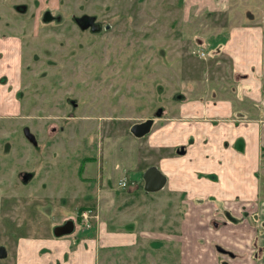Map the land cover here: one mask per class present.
<instances>
[{"label":"rangeland","instance_id":"1","mask_svg":"<svg viewBox=\"0 0 264 264\" xmlns=\"http://www.w3.org/2000/svg\"><path fill=\"white\" fill-rule=\"evenodd\" d=\"M16 5L27 7L19 11ZM46 13L49 17L43 19ZM83 14L96 15L110 29L82 31L73 16ZM254 15L264 29V0H0V114L22 110L21 117L0 118V138H14L8 155L0 145V245L7 248L0 264H32L30 255L34 259L36 254L43 264H52L53 251L39 250L51 240L71 241L58 264H72L75 247L85 236L95 239L104 219L115 226L108 231L117 235L99 251L95 264H204L210 258V237L187 239L181 223L192 209L172 194L158 197V191H145L144 174L135 170L145 138L135 137L130 127L155 118L162 107L172 111L179 77L184 78L181 90L191 81L186 68L197 67L192 80L204 88L209 89L207 68L211 79L219 81L216 90L222 83L227 86L229 63L221 50L226 51L233 28ZM10 38L23 42V108L16 103L18 95L16 102L8 101L20 62ZM68 100L77 102V108ZM23 125L37 134L42 150L25 139ZM24 171L35 172L29 184L19 177ZM106 175L107 183L101 179L98 184ZM127 175L140 180L132 193L119 185ZM261 182L264 201L263 175ZM114 194L118 198L111 214ZM83 205L99 207L100 221L93 218L90 231L84 233L83 223L77 222L74 233L50 234ZM261 231L255 234L259 240ZM246 233L229 239L215 234V244L236 250L233 245L253 241ZM133 236L137 241L129 245ZM197 242L204 247L198 249ZM198 254L202 258L196 260Z\"/></svg>","mask_w":264,"mask_h":264},{"label":"crops","instance_id":"2","mask_svg":"<svg viewBox=\"0 0 264 264\" xmlns=\"http://www.w3.org/2000/svg\"><path fill=\"white\" fill-rule=\"evenodd\" d=\"M260 23L256 16L249 21L244 19L230 32L228 47L226 51L221 50L229 63L227 86L223 91L190 95L173 105V114L167 115L170 118L147 141L143 140L144 148L158 152L155 164L168 179L158 197L172 194L191 208L192 204L196 206L206 199L217 204L228 202L227 208L233 207L236 214L240 213L236 208L249 206L259 199L260 176H264V29L259 27ZM7 42L14 43V48L20 44L15 38ZM181 145L186 147V155H173ZM101 179L102 176L99 182ZM117 198L114 194L109 206L111 214ZM188 224L191 222L181 223L186 228L187 239L197 240L193 231L187 229ZM108 226L111 231L115 228L104 219L96 227L95 239L89 235L83 237L71 253L72 264H95L99 251L109 248L108 244L117 235L108 231ZM136 241L137 236L129 237L128 244ZM70 244V240H51L46 245L53 251L52 264H58L59 258L69 252ZM242 245L239 242L233 246L245 252L240 248ZM32 257V264H43L39 254Z\"/></svg>","mask_w":264,"mask_h":264},{"label":"flooded vegetation","instance_id":"3","mask_svg":"<svg viewBox=\"0 0 264 264\" xmlns=\"http://www.w3.org/2000/svg\"><path fill=\"white\" fill-rule=\"evenodd\" d=\"M15 7L19 11H24V10H26L27 6L16 5ZM46 17H49L48 13H46L43 16V19ZM73 20H75V22L80 26L82 31L84 30V31H90L92 33L100 34L103 32V30L110 29V25L105 24L102 21H99L96 15L83 14L80 17L79 16L78 17L73 16ZM47 21H50V20H47ZM80 21H82V22H80ZM95 26H97L99 29H95ZM15 47H16L15 50H17L19 52V59H20L19 66L17 69V75H16L17 86L15 85L16 81L14 82L13 85H11V82H10V85H9L10 86V96L8 97V101L10 103L16 102V97L18 95L19 99L16 103L18 104L19 108L20 107L23 108V104H22V98H23L22 82H23V65H24L22 62L23 42H21V45L18 44V46H15ZM203 55H204V53H203ZM196 56L201 58V59H206V58H202V56H198V55H196ZM215 61H216V59L210 60V62L212 64H214ZM206 70H208V74H207L208 78L205 80L207 83H209V89L204 88L202 86V84H200L201 82L199 80H192V79L197 78V67L186 68L187 75L189 76L191 81H189L188 86H185L186 90H181L180 88L183 86L182 81H184V78L179 77V79H180L179 86H178L179 89H178V91L175 92V98L173 99V101L177 102L176 104L187 99V97L190 95H196L198 93L204 95V94H206L212 90H215L216 92H219V93H221V91H223V89L225 88L224 84L223 83L221 84V91L216 90V84L218 82H216L214 78L211 79L210 75L212 72L208 68ZM5 82L9 83L8 80H6ZM68 101L70 102V104L72 105L73 108H77V106H78L77 102H75L74 100H72V101L68 100ZM7 106H10V104H7ZM171 110L172 111L170 112L169 110L166 109V112H165V108L162 107L161 110H159L158 112L156 111L155 118L151 117V118H147L146 120L142 121V122H146L150 119L153 120L151 130L148 134H146L149 136L148 137L143 136L145 138V141H147L149 139V137L155 132L156 129L152 132V128L155 125V122L160 119L159 120L160 122L158 123L156 128L160 125H163L164 122L170 118V116H167V115L173 114V106L171 107ZM20 113H22L21 109H20V112L16 113V114H11V115L10 114H5V115L0 114V118H7V117L18 118V117H21ZM221 121H222V119L219 120V122H221ZM142 122L133 123L130 127V133L133 134V132H132L133 125H135L137 123H142ZM61 128L63 130V127H61ZM52 130L56 131V127H52ZM21 132L24 135L25 139L36 150H39V149L42 150L37 134L33 133L29 126L23 125ZM19 134H21V133H19ZM135 137H137V136H135ZM139 138H141V137H139ZM12 140H14V138H12V137L0 138V145H2L3 151L5 152V155L9 154V149H10V145H11L10 141H12ZM143 149H144V151H143L144 154H143L142 161H140L138 159L139 160V166L135 170H137L139 172L142 171L143 174L145 175V172L148 168H150L152 166H156L166 177V183L164 185V187H166L167 180H168L166 174L161 170V168L158 165L155 164V162L157 160L154 162L152 160L154 157L156 158L158 152H156L155 150H151L149 148H143ZM181 151H184V153H181ZM186 153H187L186 147L181 145V146L177 147L173 151L172 154L175 156H184V155H186ZM39 154H41V153H39ZM262 159L264 161V150L262 153ZM144 175H143V178H144ZM109 176L110 175H106V177H108V178L103 177V179H104L103 184L107 183V181L109 180ZM19 177L22 179L23 183L29 184L32 180L35 179L36 175H35V172L24 171V172H19ZM261 177H262V175L260 176V181H261ZM125 180H126L125 187H123V188H126L128 191L130 188L133 189V191H134L133 186H135L136 184H139L138 182L140 181L138 178L131 180L130 178H128V175L126 176ZM99 183L100 182L98 179V184ZM164 187L162 189H164ZM144 188H145V178H144ZM162 189L158 190V192L161 191ZM145 191H146V189H145ZM154 192H157V191H154ZM147 193H151V192H147ZM261 194H262V192L260 191V197H261ZM260 197L255 202H251L249 206L241 205L239 209L236 208V211L240 212L239 214H236L232 210L233 207H231L230 209L227 208L228 202H225L222 204H217L214 200L206 199V200H202L201 202H199L196 206H193L192 208L190 206V209H192V210L190 212H188V215H187L188 218L186 221L191 222V225L188 224V226H190L192 228L191 231H193V233L195 234L196 239L198 240V239H203V237L204 238L210 237V243H209L211 246V248L209 250L210 258L204 264H223L224 262H227L229 264H236L237 262H240V264H251L252 261L258 262V264H264V217H263L264 216V201H261ZM62 199H63V197L61 198V200ZM128 202L129 201H127V203ZM62 207H63V205H62ZM1 208H2V199L0 198V209ZM95 211L97 213H95ZM84 212H90L92 215L97 216L98 219L100 220V215H99L97 207L85 209V206L83 205V207H81V210L78 211L77 216L75 214V216H73L71 218H66L63 221L56 223L53 226V228L50 229V232H51L50 234H53L55 237H61V236H57L55 234V228L58 226L64 225L68 222H70V223L73 222L74 227H73V231L71 233H74L76 228H77L76 223L77 222L78 223H84L83 217H82ZM218 213H220L223 217L221 216L220 220L219 219H213L212 215L214 217H216V215ZM222 218H225V219L222 220ZM251 220H253L254 223H251ZM194 221H195V223H194ZM19 222L21 223L22 221L19 220ZM257 225H260L261 228H258L259 226H257ZM44 227H45V225H42L41 228L44 229ZM223 229H225V230L222 231ZM260 229H262V231H261L260 240H259L258 235L255 236V234H257L258 230H260ZM85 232H88V231H85ZM140 232L141 231H139V233ZM221 232L223 235H220L219 238H222V239H229L227 237H230V238L239 237V238H241L242 235H247L246 232H249L250 234H252V236L254 238H253V241L251 242V244L247 245L245 242L242 243L243 245L240 248L245 250V252H241L240 249H238V250L233 249L232 250L230 247H226L224 245H220L217 243L215 244L214 235L220 234ZM242 232H245V234H240ZM67 234H70V233H67ZM67 234H64V235H67ZM30 235H31V237L35 236V234H32V232L30 233ZM64 235H62V236H64ZM207 240L209 241L208 238H207ZM233 241H236V240H233ZM2 246H4V245H0V247H2ZM196 247L198 249H201L204 247V245H199L197 242ZM45 248H47V250L48 249L50 250V248L43 247V245L39 248V250L42 251V250H45ZM246 250H247V252H246ZM181 255H182V250H181ZM219 255L223 256V258L221 260L218 257ZM201 258H202V255L198 254L196 257V260H199Z\"/></svg>","mask_w":264,"mask_h":264},{"label":"water","instance_id":"4","mask_svg":"<svg viewBox=\"0 0 264 264\" xmlns=\"http://www.w3.org/2000/svg\"><path fill=\"white\" fill-rule=\"evenodd\" d=\"M82 22V21H80ZM95 29H99L95 26ZM153 124V120L150 119L146 122L137 123L133 125L132 132L137 137H143L148 134L151 130ZM184 153V151H181ZM145 178V189L147 192H154L162 189L166 183L165 175L156 167L152 166L148 168L144 175ZM74 224L73 222H68L64 225L58 226L55 228V234L57 236H62L67 233H71L73 231ZM7 256V249L5 246L0 247V258H4ZM223 264H229L224 262Z\"/></svg>","mask_w":264,"mask_h":264},{"label":"built area","instance_id":"5","mask_svg":"<svg viewBox=\"0 0 264 264\" xmlns=\"http://www.w3.org/2000/svg\"><path fill=\"white\" fill-rule=\"evenodd\" d=\"M120 184L122 186H125V182L124 181L121 182ZM82 217H83V222H84L83 225H84V228L86 230H89V229H91L93 227V223H92V219L93 218L98 219L97 216L92 215L90 212H84V214L82 215Z\"/></svg>","mask_w":264,"mask_h":264},{"label":"trees","instance_id":"6","mask_svg":"<svg viewBox=\"0 0 264 264\" xmlns=\"http://www.w3.org/2000/svg\"><path fill=\"white\" fill-rule=\"evenodd\" d=\"M83 171H84V169H83V168H81V169H80V171H79V172H80V174H82V173H83Z\"/></svg>","mask_w":264,"mask_h":264}]
</instances>
